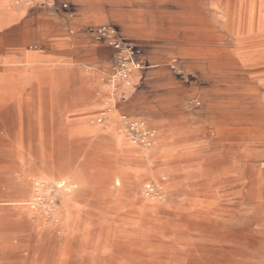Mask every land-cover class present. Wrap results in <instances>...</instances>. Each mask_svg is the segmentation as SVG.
I'll return each instance as SVG.
<instances>
[{
  "label": "rangeland",
  "instance_id": "rangeland-1",
  "mask_svg": "<svg viewBox=\"0 0 264 264\" xmlns=\"http://www.w3.org/2000/svg\"><path fill=\"white\" fill-rule=\"evenodd\" d=\"M38 2L79 42L2 85L0 264H264V0Z\"/></svg>",
  "mask_w": 264,
  "mask_h": 264
},
{
  "label": "crops",
  "instance_id": "crops-1",
  "mask_svg": "<svg viewBox=\"0 0 264 264\" xmlns=\"http://www.w3.org/2000/svg\"><path fill=\"white\" fill-rule=\"evenodd\" d=\"M60 1L56 4V13L60 12ZM217 6L219 10H215L216 13H223L224 10L218 4ZM49 14L51 13L44 9L38 0H0V93H3L1 88L5 83L12 85V92L26 89L39 82L44 74L54 71L64 74L69 68L70 54L67 52L71 48L66 51L64 45L66 43L74 47L79 40L74 36H68L69 40H65L62 37L63 32L57 33V29L49 25ZM78 23L73 22V27ZM109 26L113 27L123 40L132 43L124 38L114 25ZM50 34H57V38L50 39ZM50 41H55V49H37L38 46L47 47ZM91 79L95 82V89H98L97 77L91 76ZM6 105L5 102L0 104V112ZM41 109V106L37 108L38 111ZM17 110L12 108V111ZM15 116L17 113L13 112L12 119Z\"/></svg>",
  "mask_w": 264,
  "mask_h": 264
},
{
  "label": "bare ground",
  "instance_id": "bare-ground-1",
  "mask_svg": "<svg viewBox=\"0 0 264 264\" xmlns=\"http://www.w3.org/2000/svg\"><path fill=\"white\" fill-rule=\"evenodd\" d=\"M211 6H212V8L214 9V10H219L218 9V6H217V4L216 3H212L211 4ZM262 6V5H261ZM261 13V12H260ZM219 17L221 16L220 14L218 15ZM232 18V17H231ZM261 25V24H260ZM259 29H262L261 31H264V27H262V26H259ZM254 74V73H253ZM0 99H1V97H0ZM100 116L99 117H96L95 116V118L92 120V124H97V125H105L106 124V122H107V120H108V118L111 116V114H113V111L111 110V109H106L105 111H102V112H99L98 113ZM121 121H120V119H119V125H118V132H119V134L128 142V140L126 139V136H124L123 134H121V131H120V129H121ZM132 126V125H131ZM134 126V125H133ZM118 134V133H117ZM156 135L154 134L153 136H152V139L155 141V139H156ZM116 140V139H115ZM117 144L123 149V153H128L131 157H133V158H142L143 156V152L141 151V152H139L138 150H136V148H134V147H132L129 143H128V145L131 147V148H127L126 146H124V143H122V141H120V140H117ZM155 146V144L151 147L150 146V149H148V153L149 152H152L153 151V149L155 148L154 147ZM163 180H165V179H163ZM115 184L116 185H120V182L119 181H116L115 182ZM59 186V185H58ZM148 188H151L150 186L148 187ZM153 190V189H152ZM62 227H63V225H62ZM216 243V242H215ZM217 244V243H216ZM219 245V244H218Z\"/></svg>",
  "mask_w": 264,
  "mask_h": 264
},
{
  "label": "built area",
  "instance_id": "built-area-1",
  "mask_svg": "<svg viewBox=\"0 0 264 264\" xmlns=\"http://www.w3.org/2000/svg\"><path fill=\"white\" fill-rule=\"evenodd\" d=\"M113 34V32H110V35L108 36V37H110V39H111V37H112V34ZM112 40V42H114V46L118 49V50H123V52L122 53H124V55H122V56H124L123 57V59L125 58V57H127L128 59H130V57L129 56H133V52H132V49L131 48H129V47H127V46H125V44H121L119 41H117L116 39L115 40H113V39H111ZM150 190H151V188H149Z\"/></svg>",
  "mask_w": 264,
  "mask_h": 264
}]
</instances>
